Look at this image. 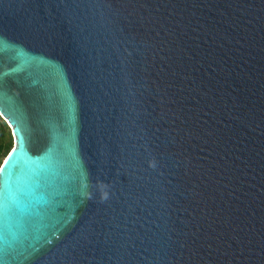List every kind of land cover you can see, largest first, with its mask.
Returning a JSON list of instances; mask_svg holds the SVG:
<instances>
[{"label":"water","instance_id":"95a60500","mask_svg":"<svg viewBox=\"0 0 264 264\" xmlns=\"http://www.w3.org/2000/svg\"><path fill=\"white\" fill-rule=\"evenodd\" d=\"M0 116V264H264V0H0Z\"/></svg>","mask_w":264,"mask_h":264},{"label":"trees","instance_id":"16d2710c","mask_svg":"<svg viewBox=\"0 0 264 264\" xmlns=\"http://www.w3.org/2000/svg\"><path fill=\"white\" fill-rule=\"evenodd\" d=\"M14 141L11 128L7 122L0 116V166L13 147Z\"/></svg>","mask_w":264,"mask_h":264},{"label":"snow or ice","instance_id":"6c2138e0","mask_svg":"<svg viewBox=\"0 0 264 264\" xmlns=\"http://www.w3.org/2000/svg\"><path fill=\"white\" fill-rule=\"evenodd\" d=\"M11 123L16 124L15 119H12V120H11ZM13 135H14V137L17 138V143H18L19 147H14V148L12 149V151L9 153V157H10V159L13 158V157H15L16 154H17V152H18V151H22V149H23V133H22V131L20 130L19 126H17V127L13 130ZM7 163H8V162L6 161V164H7ZM3 171H4V169L0 168V172H3Z\"/></svg>","mask_w":264,"mask_h":264}]
</instances>
